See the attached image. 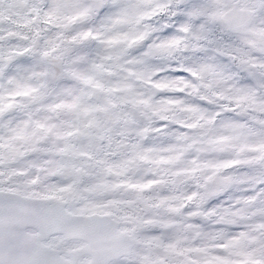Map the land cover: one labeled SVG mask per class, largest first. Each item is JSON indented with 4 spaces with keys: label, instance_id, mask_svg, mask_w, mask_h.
<instances>
[{
    "label": "rangeland",
    "instance_id": "374dc122",
    "mask_svg": "<svg viewBox=\"0 0 264 264\" xmlns=\"http://www.w3.org/2000/svg\"><path fill=\"white\" fill-rule=\"evenodd\" d=\"M92 1L0 0V15L6 12L5 18H0V143H10L28 126L47 133L38 135L30 149L14 158L15 165L0 157V162L8 165L3 185L25 195L59 196L72 212L106 211L121 220L132 231L135 246L131 260L120 264H196L198 258L184 255L192 251L205 253L203 258L212 264H229L234 256L239 264L248 253L253 255L248 264H264L260 262L264 253V188L255 189L252 182L256 177L241 172L232 190V177L226 174L222 178L228 200L204 201L199 174L190 169L194 157L186 156L178 143L176 125L181 123V114L186 108L197 110L193 96L188 97L192 83L180 75L182 49L193 54L188 63L183 56V67L190 74L209 69L205 58L208 60L210 53L186 45L180 33L185 27L196 40L201 36L198 15L206 8L202 0L176 6V20L163 23L172 27H166V34L149 25L146 17L141 18L150 12L146 0H107L99 17L93 15ZM43 4L30 38L2 32L11 26V19L27 22L25 13ZM256 7L261 20L262 6ZM55 17L62 19L60 26L51 27ZM78 20L85 22L73 31L80 40L70 53L64 51V75L52 84L53 72L43 59L57 56L60 33ZM150 31L154 33L143 48L132 52L129 43ZM27 46L30 50L25 53ZM81 55L87 63L75 64ZM6 59L16 62L7 71ZM50 85L59 91L50 95ZM90 85L101 89L99 103L81 97L89 94ZM34 100L37 104L32 111L20 108L23 102ZM11 104L19 109L4 115ZM154 116H170L173 123L164 127ZM146 128L152 135L143 144L139 137ZM202 177L207 180L211 175ZM155 199L164 202L162 209L154 207ZM225 206L232 208L226 212L228 216L214 220L213 215ZM169 211L180 216L173 220ZM215 222L219 226L215 227ZM164 226L171 229L167 239L162 234ZM219 228L221 233L216 231ZM180 242L184 246L177 251ZM53 244L67 247L59 239Z\"/></svg>",
    "mask_w": 264,
    "mask_h": 264
},
{
    "label": "water",
    "instance_id": "95a60500",
    "mask_svg": "<svg viewBox=\"0 0 264 264\" xmlns=\"http://www.w3.org/2000/svg\"><path fill=\"white\" fill-rule=\"evenodd\" d=\"M37 225L46 234L59 232L66 238L78 237L87 240L91 243V253L100 245L103 248L102 253L96 252L103 262L99 264L127 255L131 247L127 235L116 232V224L106 216H71L64 210L63 203L55 204L49 200L27 199L0 192V263L7 261V256L14 258L15 254L22 253L16 239L25 237L24 227ZM24 259L31 264L28 256ZM7 264H11V260ZM92 264H98L94 257Z\"/></svg>",
    "mask_w": 264,
    "mask_h": 264
},
{
    "label": "flooded vegetation",
    "instance_id": "af4514ba",
    "mask_svg": "<svg viewBox=\"0 0 264 264\" xmlns=\"http://www.w3.org/2000/svg\"><path fill=\"white\" fill-rule=\"evenodd\" d=\"M252 29L257 32V38H261V36L264 38V24L262 22H253ZM230 42H235V39H231ZM242 44L244 45L238 47L241 55H237V64L234 69L237 71L241 69L242 71H245L244 69L246 68H252L250 73L254 75L255 81H250L248 79L246 82L248 75L247 77L244 74L241 75L247 84L243 83V85L248 86L247 94L243 102H240L237 99L239 98L240 91L237 89V85L242 83L234 84V89L231 86L232 77L230 74L224 72L221 75L220 80L216 79L215 81L211 80L209 82L214 91H217L218 93L213 100L216 102V104H214V112L217 113L218 117L213 121L217 124L214 133L219 135L218 141H220L221 137H226L225 142H217L214 149H225L226 146L227 148L230 146H236L237 142L232 133V124H234L235 121L231 116L234 114V110L245 108L241 114L247 118L246 124L251 125L246 131L248 136L244 137V141L249 144H254L256 147L246 152L250 153L249 156H259L264 158V46L258 45L257 42L250 37H244ZM250 46H253V48H249ZM232 48L235 47L232 46ZM234 57L235 54L232 53L231 59L234 60ZM220 67L222 68V66ZM214 68L218 67L215 66ZM223 70L224 69H222V71ZM197 123L201 128L199 131L202 132V136H204L206 134L205 124H207V120L199 118ZM259 133H261L260 140H258ZM232 154H235V151H233ZM243 156H245V153H242V157Z\"/></svg>",
    "mask_w": 264,
    "mask_h": 264
}]
</instances>
